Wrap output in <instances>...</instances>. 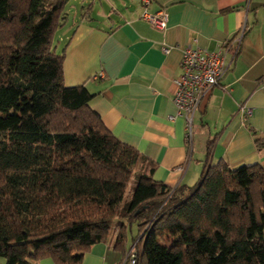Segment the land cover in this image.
I'll use <instances>...</instances> for the list:
<instances>
[{
    "label": "trees",
    "instance_id": "16d2710c",
    "mask_svg": "<svg viewBox=\"0 0 264 264\" xmlns=\"http://www.w3.org/2000/svg\"><path fill=\"white\" fill-rule=\"evenodd\" d=\"M68 2L0 0L5 264H80L97 241L122 248L132 222L136 264H264V165L205 162L195 184L175 187L150 161L136 170L145 159L104 125L93 93L64 83L55 35Z\"/></svg>",
    "mask_w": 264,
    "mask_h": 264
},
{
    "label": "crops",
    "instance_id": "0c3cea01",
    "mask_svg": "<svg viewBox=\"0 0 264 264\" xmlns=\"http://www.w3.org/2000/svg\"><path fill=\"white\" fill-rule=\"evenodd\" d=\"M119 1L123 6L116 7ZM98 2L111 7L104 22L84 10L95 0H81V13L74 10L59 38L62 45L55 42L58 50L64 46V83L83 84L93 93L90 106L115 137L145 159L140 164L150 161L154 180L191 186L205 162L218 160L230 167L264 165V144L256 145L264 141V0ZM144 9L166 12V27L156 29L141 18ZM69 12L58 30L68 24ZM238 36L235 52L224 42ZM185 46L220 49L226 64L219 82L198 103L189 141L173 102V79L181 73ZM132 243L114 247L113 236L97 241L80 264H122ZM0 264H5L2 257Z\"/></svg>",
    "mask_w": 264,
    "mask_h": 264
},
{
    "label": "built area",
    "instance_id": "2783aa9c",
    "mask_svg": "<svg viewBox=\"0 0 264 264\" xmlns=\"http://www.w3.org/2000/svg\"><path fill=\"white\" fill-rule=\"evenodd\" d=\"M146 5L149 0H141ZM141 18L156 29H164L167 25V13L164 11L149 12L144 9ZM242 32L240 34V37ZM240 37L225 41L227 45L233 44V50H238ZM164 51L168 48L164 47ZM181 73L173 79L174 94L173 102L176 107V115L185 120L186 138L191 139L192 118L198 103L203 95L216 85L226 70L224 53L222 50L202 51L198 48L185 46L182 48ZM135 242L127 250L122 264H136Z\"/></svg>",
    "mask_w": 264,
    "mask_h": 264
},
{
    "label": "rangeland",
    "instance_id": "374dc122",
    "mask_svg": "<svg viewBox=\"0 0 264 264\" xmlns=\"http://www.w3.org/2000/svg\"><path fill=\"white\" fill-rule=\"evenodd\" d=\"M115 1L116 0H114V2ZM80 2H81V0H69L68 4L66 5V11L69 12V10H70V12L68 13L69 14L68 15V24H65L62 28H60L56 32L55 42H58V40H59V42H58L59 44H61L63 42L59 38H60V36H64V31L67 30V26L71 23L72 16L75 13V11L77 10V12L79 14L81 13V10H80V4L81 3ZM118 3H120V4H118ZM116 4H117L116 7L123 6L120 1L117 2ZM86 6H87V8H86ZM86 6H85L84 10H89L90 12L93 10L95 15L102 19L101 22H104L103 19H105L106 16H110L111 15V11H110L111 7H109L110 5L107 2H104L103 4H101V3L98 2V0H95V4H93L91 6L86 4ZM57 50H58V48H57ZM141 166L144 167L145 163L139 164V166L136 167V170H139L141 168ZM134 177L135 176H133L131 178V180H130V182L128 184V188H127V191H126L125 199L129 198V195H130V192H131V187H132V185L134 183V180H135ZM116 230H117V227H114V230H112V232H110V233H114ZM136 231H137V226H136V223H134V222L131 223V226L126 227V229H125V234H126L125 243H130L131 242V236L136 234ZM47 259H49V258H44V259L39 260V264H46Z\"/></svg>",
    "mask_w": 264,
    "mask_h": 264
}]
</instances>
